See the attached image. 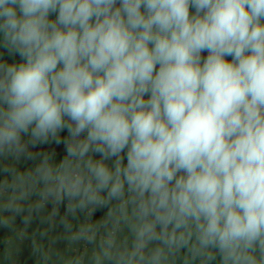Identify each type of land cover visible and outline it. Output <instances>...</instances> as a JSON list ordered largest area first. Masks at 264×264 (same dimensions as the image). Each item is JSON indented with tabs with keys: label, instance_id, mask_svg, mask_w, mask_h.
Masks as SVG:
<instances>
[{
	"label": "clouds",
	"instance_id": "obj_1",
	"mask_svg": "<svg viewBox=\"0 0 264 264\" xmlns=\"http://www.w3.org/2000/svg\"><path fill=\"white\" fill-rule=\"evenodd\" d=\"M0 229V264H264V0H0Z\"/></svg>",
	"mask_w": 264,
	"mask_h": 264
},
{
	"label": "rangeland",
	"instance_id": "obj_2",
	"mask_svg": "<svg viewBox=\"0 0 264 264\" xmlns=\"http://www.w3.org/2000/svg\"><path fill=\"white\" fill-rule=\"evenodd\" d=\"M1 230V234L3 235V229H0ZM28 264H32V257L29 255L27 258H26Z\"/></svg>",
	"mask_w": 264,
	"mask_h": 264
},
{
	"label": "trees",
	"instance_id": "obj_3",
	"mask_svg": "<svg viewBox=\"0 0 264 264\" xmlns=\"http://www.w3.org/2000/svg\"><path fill=\"white\" fill-rule=\"evenodd\" d=\"M63 211H64V210H63V208H62V209H61V213H63ZM0 236H2V234H1V230H0ZM28 256H29V255H28V253H27V251H26V252H25V257H24V258L26 259Z\"/></svg>",
	"mask_w": 264,
	"mask_h": 264
},
{
	"label": "built area",
	"instance_id": "obj_4",
	"mask_svg": "<svg viewBox=\"0 0 264 264\" xmlns=\"http://www.w3.org/2000/svg\"><path fill=\"white\" fill-rule=\"evenodd\" d=\"M97 215H99V213H97Z\"/></svg>",
	"mask_w": 264,
	"mask_h": 264
}]
</instances>
